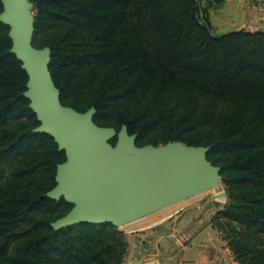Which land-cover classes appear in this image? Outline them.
Listing matches in <instances>:
<instances>
[{
  "label": "trees",
  "instance_id": "obj_1",
  "mask_svg": "<svg viewBox=\"0 0 264 264\" xmlns=\"http://www.w3.org/2000/svg\"><path fill=\"white\" fill-rule=\"evenodd\" d=\"M30 1L31 43L51 50L61 104L94 107L95 124L126 125L137 146H207L229 199L217 214L228 248L237 264H264V31L214 35L197 0ZM8 31L0 21V264H120L112 224L51 226L53 209L72 207L46 196L65 154L34 131Z\"/></svg>",
  "mask_w": 264,
  "mask_h": 264
},
{
  "label": "water",
  "instance_id": "obj_2",
  "mask_svg": "<svg viewBox=\"0 0 264 264\" xmlns=\"http://www.w3.org/2000/svg\"><path fill=\"white\" fill-rule=\"evenodd\" d=\"M0 1L10 51L27 74L23 95L39 122L34 131L50 135L65 154L56 167V184L46 192L51 199L63 197L72 204L51 223L55 230L80 222L121 226L219 186L220 167L206 158L207 146L180 141L137 146L126 125L116 131L95 124L94 107L79 112L61 104L48 68L51 50L31 43L32 2ZM225 196L224 191L216 195Z\"/></svg>",
  "mask_w": 264,
  "mask_h": 264
},
{
  "label": "rangeland",
  "instance_id": "obj_3",
  "mask_svg": "<svg viewBox=\"0 0 264 264\" xmlns=\"http://www.w3.org/2000/svg\"><path fill=\"white\" fill-rule=\"evenodd\" d=\"M197 2L207 9L209 21L212 14L210 25L214 35L233 31L230 25L227 24V18H229L228 6L224 7L222 11H217L221 8L224 0H197ZM246 5L260 9L264 7V0H243V14L247 9ZM31 15L33 17L32 9ZM242 20L244 21V19ZM242 20L234 23L232 27L238 26L236 30H250L249 24L242 22ZM259 20L264 21V19ZM259 20L256 23H259ZM260 26L264 28V25ZM223 191L225 192V187L221 176L219 186L216 189L203 191L124 225L114 226L117 231L122 233L126 242V252L120 264H132L151 254L158 255L160 258L167 255L177 258L180 252L178 249L185 246L191 247L196 239L193 235L199 232H201V235L199 236L200 240L197 241L199 243L197 247L209 257H218V260L213 261L211 264H223L219 252L220 249L224 248L227 249L230 257L234 259L224 239L228 226L225 225L226 221L219 219L217 215L223 205L229 201L227 195L216 197L218 193ZM62 211H65L62 206L53 209L49 218L57 219L63 213ZM165 216L167 217L163 222L156 223ZM215 220L221 222L222 227L216 226Z\"/></svg>",
  "mask_w": 264,
  "mask_h": 264
},
{
  "label": "crops",
  "instance_id": "obj_4",
  "mask_svg": "<svg viewBox=\"0 0 264 264\" xmlns=\"http://www.w3.org/2000/svg\"><path fill=\"white\" fill-rule=\"evenodd\" d=\"M242 5L243 0H224L221 8L217 11H222L224 7L228 6L229 18H227V24L230 25L231 30L238 29V26L232 27V25L244 19V21L242 20V22H246L249 24V26L251 27L250 31H264V28L260 26L264 25V21L259 20L264 19V7L257 9L251 5H246L247 9L245 11V14H243ZM258 20L261 23H256ZM210 22L212 23V14L210 16ZM167 216L161 218L156 223L159 224L163 222V220H165ZM200 235L201 232L193 235L196 239L191 244V247L185 246L178 249L180 250V252L177 258L172 255H167L165 257L160 258L158 255L151 254L149 256L142 257L139 261H135L132 264H211L213 261L216 262L218 260L217 256L209 257L205 255V253L200 248L197 247L199 244L197 243V241L200 240ZM220 250V259L223 264H237V262L230 257V254L228 253L227 249L224 248Z\"/></svg>",
  "mask_w": 264,
  "mask_h": 264
},
{
  "label": "bare ground",
  "instance_id": "obj_5",
  "mask_svg": "<svg viewBox=\"0 0 264 264\" xmlns=\"http://www.w3.org/2000/svg\"><path fill=\"white\" fill-rule=\"evenodd\" d=\"M216 189V188H215ZM178 203V202H177ZM174 204H176V203H174ZM174 204H172V205H174ZM172 205H169V206H172ZM169 206H167V207H169ZM167 207H165V208H167ZM164 209V208H163ZM162 210V209H161Z\"/></svg>",
  "mask_w": 264,
  "mask_h": 264
}]
</instances>
